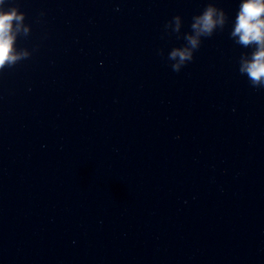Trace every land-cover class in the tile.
Instances as JSON below:
<instances>
[{
	"label": "clouds",
	"instance_id": "obj_1",
	"mask_svg": "<svg viewBox=\"0 0 264 264\" xmlns=\"http://www.w3.org/2000/svg\"><path fill=\"white\" fill-rule=\"evenodd\" d=\"M5 0H0V68L6 63H14L18 57L13 54L14 24L15 32H19L25 13L18 7H11L7 10L3 5ZM191 24V30L195 35H186L188 46L185 48H176L168 55L169 61H177L171 64L174 72H180L183 66L194 58V51L200 47L201 37H211L219 27L221 30L225 25V13L223 10L217 14V9L209 3L201 14L195 15ZM175 23V32H179L180 19L176 15L172 20L165 24V30L171 23ZM27 28L24 29L27 34ZM231 38L238 45L247 48L250 45H256L257 50L251 55V59L242 57L239 72L246 75L253 87L264 88V0H243L240 3L234 28L230 33ZM163 55L162 51L160 53Z\"/></svg>",
	"mask_w": 264,
	"mask_h": 264
}]
</instances>
